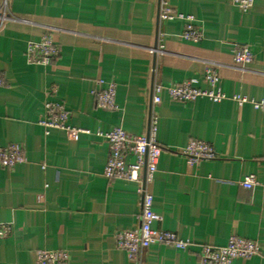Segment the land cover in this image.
I'll return each instance as SVG.
<instances>
[{"label":"crops","instance_id":"0c3cea01","mask_svg":"<svg viewBox=\"0 0 264 264\" xmlns=\"http://www.w3.org/2000/svg\"><path fill=\"white\" fill-rule=\"evenodd\" d=\"M162 1L193 17L202 39H183V20L161 21ZM0 16V148L20 144L25 156L15 169L0 166V226L11 227L0 238V264H37L40 250L64 251L68 264H199L202 246L232 236L260 247L232 264H264V108L252 104L264 100V0L246 13L233 0H0ZM46 37L58 58L29 63V46ZM245 46L254 61L236 65L234 52ZM207 69L220 77L214 88ZM99 81L116 83L118 110L97 107ZM184 81L226 98L184 103L163 93L153 104L155 83ZM49 102L89 133L75 141L43 127ZM153 113L163 151L151 187L162 220L153 227L191 246L153 244L133 261L117 235L140 224L138 183L104 176L102 134L147 135ZM191 140L210 144L216 157L189 165L181 151ZM250 175L257 183L246 188Z\"/></svg>","mask_w":264,"mask_h":264},{"label":"built area","instance_id":"2783aa9c","mask_svg":"<svg viewBox=\"0 0 264 264\" xmlns=\"http://www.w3.org/2000/svg\"><path fill=\"white\" fill-rule=\"evenodd\" d=\"M233 3L246 13L251 10L255 0H233ZM161 21L180 19L185 21L182 38L187 41H199L203 35L194 24L193 17L173 11L167 2L162 1L160 14ZM2 18V16H0ZM161 48L152 52H160ZM59 48L49 37L40 42L31 43L27 51L29 63L41 66H50L59 56ZM254 61L250 48L240 47L234 52L236 65H248ZM205 80L214 87L220 82L219 75L212 69L205 72ZM104 82L99 81L93 94L99 109L113 111L118 110L116 103L117 85L111 81L103 87ZM153 104L162 102L163 93H167L173 100L192 103L199 98L207 97L215 102L225 99L222 92L214 89H200L191 81L165 87L161 84L154 85ZM241 105L248 102L246 97H234ZM254 107L264 108V100L253 101ZM46 118L40 123L47 130L60 129L67 133L71 140L77 141L81 134L89 133L84 129H78L69 125L70 114L60 102H49L45 105ZM157 118L153 115L149 120L147 135H130L122 128L102 134L109 143V154L104 167V176L109 180L125 179L138 183V193L141 197L140 224L133 230H124L117 235V247L126 251L130 260L142 259L145 251L153 244H162L178 250H188L190 241L182 240L172 231L156 229L153 225L162 218L153 212L154 196L151 187L162 155V148L157 142ZM189 165L197 164L204 160H212L216 157L214 148L202 141L191 140L181 151ZM129 159H132L131 161ZM25 161L24 149L20 144H10L0 148V166L9 169L17 168ZM257 183L256 177H245L241 183L246 188H252ZM11 232V227L0 226V238L6 237ZM260 254L259 244L243 237L232 236L228 244L222 247L205 245L201 247L199 264H232L235 260L250 259ZM69 256L64 251L40 250L37 252V264H68Z\"/></svg>","mask_w":264,"mask_h":264}]
</instances>
